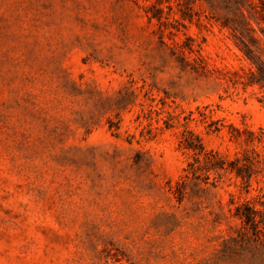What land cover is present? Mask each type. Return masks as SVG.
Wrapping results in <instances>:
<instances>
[{"label": "rangeland", "instance_id": "obj_1", "mask_svg": "<svg viewBox=\"0 0 264 264\" xmlns=\"http://www.w3.org/2000/svg\"><path fill=\"white\" fill-rule=\"evenodd\" d=\"M212 15L0 0V264H264V87Z\"/></svg>", "mask_w": 264, "mask_h": 264}, {"label": "trees", "instance_id": "obj_2", "mask_svg": "<svg viewBox=\"0 0 264 264\" xmlns=\"http://www.w3.org/2000/svg\"><path fill=\"white\" fill-rule=\"evenodd\" d=\"M258 1L264 4V0ZM205 2L208 9L214 13L211 17L218 21L220 27L229 31L236 46L249 61L250 66L246 71H243L246 79L243 81L244 84L264 87V44L257 34V30H259L264 35V22H255L256 29L244 14V9H246L252 17L256 14L262 16L264 6L259 8L254 0H205ZM178 4L187 10L190 9L188 1ZM152 10L151 17L160 20V8L152 5ZM186 147L191 149L194 155H203L204 167L207 171L215 167L213 163L215 155L211 151L205 150L199 139L197 144L187 141ZM263 212V210L255 209L249 203H242L236 207L235 215L250 229L252 234L258 236L260 232H263V228L260 227L264 219Z\"/></svg>", "mask_w": 264, "mask_h": 264}]
</instances>
